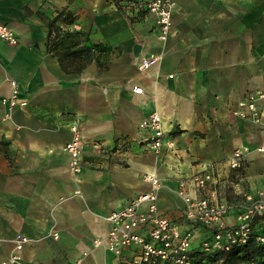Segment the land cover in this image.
<instances>
[{
  "label": "crops",
  "instance_id": "0c3cea01",
  "mask_svg": "<svg viewBox=\"0 0 264 264\" xmlns=\"http://www.w3.org/2000/svg\"><path fill=\"white\" fill-rule=\"evenodd\" d=\"M69 1L0 0V19L20 40H0V261L25 235L22 264H122L94 241L107 236V216L150 189V172L162 179L160 211L193 229V247L212 231L185 218L178 178L209 167L214 181L195 194L232 204L225 221L237 223L246 196H264V156L256 150L264 143V98L259 121L239 105L264 91V0H173L165 40L140 0ZM144 56L159 60L142 71ZM12 80L24 102L14 108L5 101ZM155 111L165 129L159 154L140 127ZM77 117L84 148L75 175L64 147ZM237 148L247 151L232 169ZM133 253L124 249L123 259Z\"/></svg>",
  "mask_w": 264,
  "mask_h": 264
},
{
  "label": "built area",
  "instance_id": "2783aa9c",
  "mask_svg": "<svg viewBox=\"0 0 264 264\" xmlns=\"http://www.w3.org/2000/svg\"><path fill=\"white\" fill-rule=\"evenodd\" d=\"M133 0L132 5L137 3ZM142 5L157 17L159 28L158 37L165 40L173 27V0H140ZM0 40L10 45L19 44V36L9 23L0 19ZM158 56H144L139 61V69L145 71L158 62ZM12 93L5 101L11 108L23 105L19 99L20 88L12 80ZM139 86L134 92L142 93ZM264 98V91L250 92L240 100V107L247 108L255 120L259 121L257 101ZM237 115L248 116L243 111H235ZM140 127L149 130L144 139L151 149L159 154L163 146L165 134L162 116L153 112ZM72 139L64 150L71 155L70 169L77 175L82 171V152L84 141L80 129V118L77 117L71 124ZM256 150L264 156V143ZM247 148L235 149L228 162L232 169L243 166ZM145 180L150 189L132 198L122 208L107 216L111 228L104 238H97L95 246L105 245L107 250L116 254L122 264H201L191 256L193 229H183L172 218L163 214L159 208V192L162 188V179L153 172L146 173ZM214 181L213 171L208 167L191 176L178 178L177 193L185 201V218L192 224H201L210 231L212 236L202 240L200 246L205 252L229 251L233 245L247 243L250 237L264 243V225L256 224V219L264 215V196L248 194L246 200L239 205L237 223L228 225L225 217L233 207L230 203L212 204L208 197H198L195 193L207 190ZM25 235L16 237L15 252L9 258L0 261V264H22L21 250L28 241ZM134 247L130 259H123V250ZM258 264V263H252Z\"/></svg>",
  "mask_w": 264,
  "mask_h": 264
},
{
  "label": "trees",
  "instance_id": "16d2710c",
  "mask_svg": "<svg viewBox=\"0 0 264 264\" xmlns=\"http://www.w3.org/2000/svg\"><path fill=\"white\" fill-rule=\"evenodd\" d=\"M62 15V13H59L54 18V22ZM65 20L72 21L70 13L65 15ZM50 33L49 31L48 36ZM256 224L263 227L264 215L256 219ZM191 256L197 263L201 264H264V243L258 242L255 236H252L247 243L233 245L229 251L219 250L213 252H205L199 245L192 248Z\"/></svg>",
  "mask_w": 264,
  "mask_h": 264
},
{
  "label": "water",
  "instance_id": "95a60500",
  "mask_svg": "<svg viewBox=\"0 0 264 264\" xmlns=\"http://www.w3.org/2000/svg\"><path fill=\"white\" fill-rule=\"evenodd\" d=\"M72 2H73V0L69 1V3H72ZM140 50H141V45L140 44H136L135 47H134L135 54L139 55L140 54Z\"/></svg>",
  "mask_w": 264,
  "mask_h": 264
}]
</instances>
